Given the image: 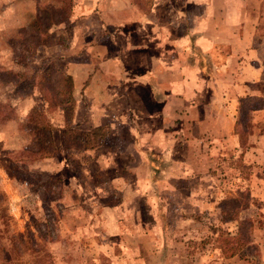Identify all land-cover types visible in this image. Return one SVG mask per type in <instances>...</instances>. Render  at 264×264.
I'll return each instance as SVG.
<instances>
[{"label":"rangeland","instance_id":"rangeland-1","mask_svg":"<svg viewBox=\"0 0 264 264\" xmlns=\"http://www.w3.org/2000/svg\"><path fill=\"white\" fill-rule=\"evenodd\" d=\"M230 6L253 14L257 0H0L3 245L21 237L22 251H47L51 264H264V161L248 164L240 154L256 99L246 100L239 149L207 128H191L186 105L177 118V103L167 97L175 75L166 63L154 81L163 85L160 96L140 80L131 91L136 99L123 87L126 76L141 77L142 24L164 25L160 34L167 35L173 24L182 38L188 26L218 22L213 12ZM180 42L181 71L218 66L219 50L208 57ZM127 48L135 54L126 57ZM68 73L77 76L74 92L60 76ZM251 89L263 94L261 83ZM70 107L71 127L113 125L114 136L100 149L71 143L66 150L60 131ZM210 114L219 116L214 108ZM230 197L246 207L223 205ZM225 237L230 243L216 241ZM224 247L235 256L224 258Z\"/></svg>","mask_w":264,"mask_h":264},{"label":"crops","instance_id":"crops-1","mask_svg":"<svg viewBox=\"0 0 264 264\" xmlns=\"http://www.w3.org/2000/svg\"><path fill=\"white\" fill-rule=\"evenodd\" d=\"M227 1L231 5L232 0ZM190 3L205 6L206 0H190ZM204 9L203 14L208 17L211 14L209 8ZM251 12L253 14H250L248 8H240L239 6L219 9L213 12L214 16L219 15L218 22L208 24V18L202 24L188 26L182 38L180 34L175 33L177 26L174 28L173 24L167 25L169 27L166 28V31H170V35L167 33L160 34L161 31L165 30L166 26L164 25L142 24L141 32H145V35L142 37V46L140 47L142 49L141 55L144 57L140 60L141 72L139 73L141 77L133 76L134 74L131 75V78L129 75L126 76L123 80L129 81L124 83L123 87L126 89L127 97H132L131 100L136 99L140 94L131 91L139 85L138 80H140L142 84H145V88L151 96H160V87L163 85L158 86L154 81L161 79L163 75L161 64L166 63L170 72L175 75V82L170 83L167 97L177 103L175 107L173 106V112L177 118H180L179 114H183L180 105H186V108L182 107V109L187 110L186 112L190 116L187 120L191 121L189 123L191 128L199 126L207 128L210 135L213 134L215 137L221 138L227 137L239 149L238 128L241 124L239 122V105L251 98L256 99V102H261L262 105L259 108L249 110L252 128H248L246 148L240 149V154L248 164H261L260 162L264 161V25L262 26L264 0H257V7ZM181 39L183 40L182 44L186 46L191 44L195 47H201L203 52L208 53V57L212 56L213 50H219L222 56L218 66L213 69L206 65L204 67L203 64L199 63L194 65V68L184 66L185 68L181 71L178 57ZM98 47L99 45H97ZM125 50L127 52L126 57L129 53L135 54L134 48ZM168 50H170L169 53ZM105 58L108 59L109 56ZM167 58H170L171 64ZM117 69L119 70V67ZM191 69L194 70L190 71ZM65 75L71 77L74 92L77 88L75 81L77 76L71 73ZM208 75L209 79L207 78ZM212 78L216 79L215 83H218L219 86L218 92L215 93L220 105L219 109L213 105L216 101L210 94V90L215 88L212 86L214 84L211 81ZM257 83H261L263 94H259L260 90L251 89V85H257ZM207 95L210 96L208 99ZM126 107L130 108L128 105ZM134 108L131 107V109ZM136 108L137 111L145 110L141 104L140 106L136 105ZM211 108L218 110L217 119L212 117V114L208 115ZM102 126V124L95 125L93 128ZM110 129L111 135L108 140L115 134L113 125L110 126Z\"/></svg>","mask_w":264,"mask_h":264},{"label":"trees","instance_id":"trees-1","mask_svg":"<svg viewBox=\"0 0 264 264\" xmlns=\"http://www.w3.org/2000/svg\"><path fill=\"white\" fill-rule=\"evenodd\" d=\"M38 17H35V21H39ZM53 23L50 22L48 26L50 27ZM48 27L45 28L47 30ZM63 80L68 82V90L72 91V79L70 76L60 75ZM69 98H72L71 93H69ZM73 106V103H71ZM262 105L261 102H258L257 106L254 105L253 108H259ZM247 106L246 102H243L239 105V122H242L245 117V107ZM252 108V109H253ZM73 107L65 110V116L67 117V127L60 131V142H62L63 147L67 150L70 148V144L73 145L77 150L82 151H92L99 147H102L106 141L109 139L111 135V129L109 126H102L90 129L88 131L76 130L75 128L70 126L71 116H72ZM240 197V196H239ZM239 197H230L226 201L223 202V205H236L235 211L239 209H244L247 203L242 204V200L247 199L248 196L244 195L242 200H239ZM232 212L233 214L237 212ZM229 216V215H228ZM228 218V217H227ZM226 220H230L229 218ZM244 222H241V225H244ZM17 242V244H12L11 246H6L1 243L0 240V264H51V256L47 251H43L42 254L35 250L29 249L27 253L22 251L21 237L15 236L13 237V241ZM52 240V239H50ZM216 241L221 243L228 244L230 240L225 238H218ZM221 254L224 258H232L235 256V250L231 247L221 249Z\"/></svg>","mask_w":264,"mask_h":264}]
</instances>
